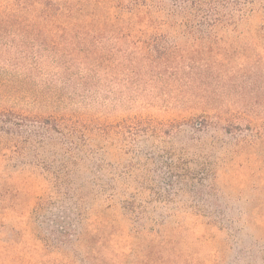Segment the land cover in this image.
Listing matches in <instances>:
<instances>
[{
  "label": "rangeland",
  "instance_id": "1",
  "mask_svg": "<svg viewBox=\"0 0 264 264\" xmlns=\"http://www.w3.org/2000/svg\"><path fill=\"white\" fill-rule=\"evenodd\" d=\"M56 1L0 35V108L80 128L0 116V264H264V0L175 34L170 0Z\"/></svg>",
  "mask_w": 264,
  "mask_h": 264
},
{
  "label": "trees",
  "instance_id": "2",
  "mask_svg": "<svg viewBox=\"0 0 264 264\" xmlns=\"http://www.w3.org/2000/svg\"><path fill=\"white\" fill-rule=\"evenodd\" d=\"M148 1L145 0L144 2ZM170 2H172V9L162 11L166 16L163 24L168 25L173 34L176 32L175 26L180 18L181 28H186L187 32L197 33L199 31L191 26V17H201L203 19L201 26H208L212 30L220 24L221 20L236 15L243 16L247 6L254 5L252 0H170ZM155 4L154 2L148 6L155 11ZM63 16V8L56 0H19L18 3L16 0H0V35L7 32L8 27L14 24H54L58 23ZM30 31L36 32V29L31 28ZM159 49L161 48L155 49V51ZM46 102V107L49 110L46 112L0 108V116L4 118L2 122L5 125L7 122L8 124H16L13 117L17 115L16 113L26 114L29 117L35 115L39 118L49 137L52 135L75 137L80 128V115L68 108H63L62 103L57 100L56 94ZM3 128L5 127L3 126ZM5 131L9 130L5 129ZM49 204H53V202Z\"/></svg>",
  "mask_w": 264,
  "mask_h": 264
}]
</instances>
